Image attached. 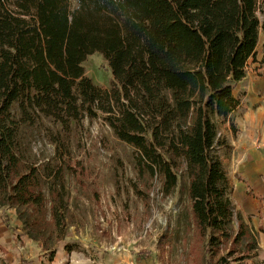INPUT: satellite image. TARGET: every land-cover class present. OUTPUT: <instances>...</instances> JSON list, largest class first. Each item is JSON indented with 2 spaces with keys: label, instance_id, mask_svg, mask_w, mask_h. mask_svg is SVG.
<instances>
[{
  "label": "trees",
  "instance_id": "obj_1",
  "mask_svg": "<svg viewBox=\"0 0 264 264\" xmlns=\"http://www.w3.org/2000/svg\"><path fill=\"white\" fill-rule=\"evenodd\" d=\"M262 39L264 49V0H0V209L50 246L68 206L30 134L47 117L64 129L100 118L134 148L138 194L139 182L157 179L165 198L186 183L188 225L206 252L242 243L218 120L237 132L235 91ZM96 53L110 88L87 76Z\"/></svg>",
  "mask_w": 264,
  "mask_h": 264
},
{
  "label": "rangeland",
  "instance_id": "obj_2",
  "mask_svg": "<svg viewBox=\"0 0 264 264\" xmlns=\"http://www.w3.org/2000/svg\"><path fill=\"white\" fill-rule=\"evenodd\" d=\"M262 44L263 39L256 60L249 61L248 74L235 91L241 102L231 117L237 132L230 120H218L225 141L220 155L231 197L249 233L242 243L228 244L217 254L214 249L206 252L188 225L191 202L186 183L175 197L165 198L157 179L152 189L139 182L138 194L135 150L102 119L72 121L64 129L47 117L33 129L30 142L39 164L48 165L53 185H64L66 223L60 220L50 246L43 247L26 234L15 209H0V264H264ZM106 64L104 56L96 53L84 66L94 83L110 88L113 78L103 68ZM244 167L252 174L246 175ZM60 203L58 196L56 205L64 211ZM238 227L236 218L234 234ZM62 236L53 253L51 247ZM230 249L234 254L226 257Z\"/></svg>",
  "mask_w": 264,
  "mask_h": 264
},
{
  "label": "crops",
  "instance_id": "obj_3",
  "mask_svg": "<svg viewBox=\"0 0 264 264\" xmlns=\"http://www.w3.org/2000/svg\"><path fill=\"white\" fill-rule=\"evenodd\" d=\"M244 169H245V171H246V175L249 176L250 174H252V172H248V168H247V167H246V168L244 167Z\"/></svg>",
  "mask_w": 264,
  "mask_h": 264
},
{
  "label": "bare ground",
  "instance_id": "obj_4",
  "mask_svg": "<svg viewBox=\"0 0 264 264\" xmlns=\"http://www.w3.org/2000/svg\"><path fill=\"white\" fill-rule=\"evenodd\" d=\"M248 172H252V171L248 169Z\"/></svg>",
  "mask_w": 264,
  "mask_h": 264
}]
</instances>
